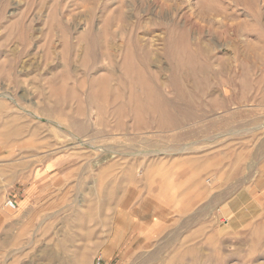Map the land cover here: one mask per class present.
I'll use <instances>...</instances> for the list:
<instances>
[{
    "label": "rangeland",
    "instance_id": "1",
    "mask_svg": "<svg viewBox=\"0 0 264 264\" xmlns=\"http://www.w3.org/2000/svg\"><path fill=\"white\" fill-rule=\"evenodd\" d=\"M99 257L264 264V0H0V264Z\"/></svg>",
    "mask_w": 264,
    "mask_h": 264
},
{
    "label": "bare ground",
    "instance_id": "2",
    "mask_svg": "<svg viewBox=\"0 0 264 264\" xmlns=\"http://www.w3.org/2000/svg\"><path fill=\"white\" fill-rule=\"evenodd\" d=\"M143 76L145 77L144 74ZM150 90L146 92L145 101L138 104V107L140 108V115H143L144 113L148 114L149 116L157 114L158 118L154 119L151 124H155L159 128H165L169 125H177V114H170L168 108L164 106L163 101L159 99V96L155 94V92ZM83 130L84 128L82 129V131Z\"/></svg>",
    "mask_w": 264,
    "mask_h": 264
},
{
    "label": "crops",
    "instance_id": "3",
    "mask_svg": "<svg viewBox=\"0 0 264 264\" xmlns=\"http://www.w3.org/2000/svg\"><path fill=\"white\" fill-rule=\"evenodd\" d=\"M52 167L53 166L51 163L47 164L43 170L34 172L32 179L22 184V199L18 203V209L20 208L22 211H24L26 208H28L31 205L32 198L34 199L44 187L43 186L41 188V185H44L43 181H51V176L55 173ZM43 191L45 192V190ZM135 243H137V241H135L134 244Z\"/></svg>",
    "mask_w": 264,
    "mask_h": 264
},
{
    "label": "built area",
    "instance_id": "4",
    "mask_svg": "<svg viewBox=\"0 0 264 264\" xmlns=\"http://www.w3.org/2000/svg\"><path fill=\"white\" fill-rule=\"evenodd\" d=\"M6 207L10 210H16L18 207V204L17 202L13 200H8L6 202ZM97 264H103V259L101 257L97 258Z\"/></svg>",
    "mask_w": 264,
    "mask_h": 264
}]
</instances>
